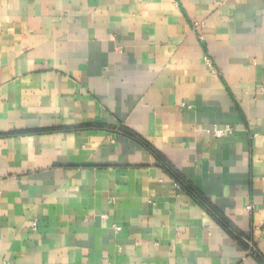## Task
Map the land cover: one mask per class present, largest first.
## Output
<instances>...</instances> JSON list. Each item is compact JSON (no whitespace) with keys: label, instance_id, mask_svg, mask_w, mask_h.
<instances>
[{"label":"crops","instance_id":"obj_1","mask_svg":"<svg viewBox=\"0 0 264 264\" xmlns=\"http://www.w3.org/2000/svg\"><path fill=\"white\" fill-rule=\"evenodd\" d=\"M0 264H264V0H0Z\"/></svg>","mask_w":264,"mask_h":264},{"label":"trees","instance_id":"obj_2","mask_svg":"<svg viewBox=\"0 0 264 264\" xmlns=\"http://www.w3.org/2000/svg\"><path fill=\"white\" fill-rule=\"evenodd\" d=\"M128 135L133 137L134 139L142 141L145 144V146L151 151L153 156L159 161L160 165L165 169V171H167V173L173 177V179L175 180V183L179 185L180 189L185 190L189 195L193 196L200 203H204L203 197L201 196V194H199V192L195 189V187H193L191 183L185 180L183 176H181L153 147H151L149 144L143 141L140 137L132 133H128ZM216 217L223 224L225 228L229 229V226L226 223V221L222 220V218L218 216V214L216 215Z\"/></svg>","mask_w":264,"mask_h":264},{"label":"built area","instance_id":"obj_3","mask_svg":"<svg viewBox=\"0 0 264 264\" xmlns=\"http://www.w3.org/2000/svg\"><path fill=\"white\" fill-rule=\"evenodd\" d=\"M208 132L212 134L214 137H221L227 134H230L233 132V128L229 124H223L220 126H212L211 128L208 129ZM176 188H179V185L177 183H174ZM251 206H248L250 208ZM248 245L249 249H252V246L249 242H246Z\"/></svg>","mask_w":264,"mask_h":264}]
</instances>
